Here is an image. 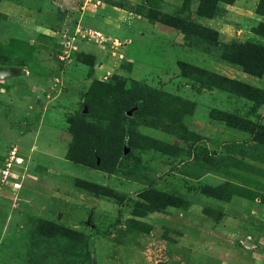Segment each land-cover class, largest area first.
I'll list each match as a JSON object with an SVG mask.
<instances>
[{
  "label": "rangeland",
  "instance_id": "rangeland-1",
  "mask_svg": "<svg viewBox=\"0 0 264 264\" xmlns=\"http://www.w3.org/2000/svg\"><path fill=\"white\" fill-rule=\"evenodd\" d=\"M57 1L0 13V264H264V0H87L131 12L105 34Z\"/></svg>",
  "mask_w": 264,
  "mask_h": 264
},
{
  "label": "crops",
  "instance_id": "crops-1",
  "mask_svg": "<svg viewBox=\"0 0 264 264\" xmlns=\"http://www.w3.org/2000/svg\"><path fill=\"white\" fill-rule=\"evenodd\" d=\"M39 1L43 3V6L39 5ZM47 1H49L48 4ZM53 0H0V13L4 14L5 17L9 18L10 21L13 23H17L19 25L27 26L28 33L24 34H18L19 38H27V37H38L41 35L42 30V24L50 21V10H51V2ZM57 1V0H54ZM60 1V2H59ZM99 4V3H97ZM56 5L61 10V17H62V23H63V31L66 29V27H73V33L77 29L82 30H93L95 32H101L103 34L106 33V27L107 26H117L120 25L122 22L121 18L124 16V13L129 12L125 10L122 6L115 4V3H102V5H94L88 2L87 0H58L56 2ZM56 6V7H57ZM89 10H95L99 11V15L95 18H91L88 22V18L86 14H89L90 16H93V13H91ZM131 13V12H129ZM126 18V17H123ZM75 29V30H74ZM66 31V30H65ZM38 33V34H37ZM10 34V33H9ZM45 35V34H44ZM34 37V39H35ZM264 195V192H263ZM257 199V200H256ZM264 200V197L261 198L257 197L255 200L250 201V205L252 207L253 212H260L264 211V204L262 203ZM220 227H223L221 224ZM259 229H262L264 231V226L255 228L254 231H259ZM212 230L210 227H204L203 232H199L197 236H193L188 238V246H197L202 247L203 249L199 251V249H195V254L203 255L204 261L210 260L208 258H212V243L210 238L212 237L211 234ZM215 232V231H213ZM220 233V235L224 234L226 236L225 230L222 231L218 230L217 233ZM185 235L179 237L178 242H183ZM262 246L264 244V241L262 239ZM254 250H251V252L255 253V248L260 245H255L253 243L250 244ZM220 246V245H219ZM261 247V246H260ZM218 253H222V251H217ZM240 258V257H239ZM241 261L236 262V264H262L258 258H251L249 261L245 262L242 258H240Z\"/></svg>",
  "mask_w": 264,
  "mask_h": 264
},
{
  "label": "built area",
  "instance_id": "built-area-1",
  "mask_svg": "<svg viewBox=\"0 0 264 264\" xmlns=\"http://www.w3.org/2000/svg\"><path fill=\"white\" fill-rule=\"evenodd\" d=\"M15 155H16V148L12 147L9 151V159L10 160L14 159L16 161H20L21 158H18ZM10 164H11L10 162L4 163L2 169L0 170V173L2 174L1 180H2V182H5V183L9 181L10 187L12 189H15V188L19 187L21 183L19 181H17L18 176L16 174H14L13 172H11V173L8 172V169L10 168ZM9 177L12 178V181L8 180Z\"/></svg>",
  "mask_w": 264,
  "mask_h": 264
},
{
  "label": "trees",
  "instance_id": "trees-1",
  "mask_svg": "<svg viewBox=\"0 0 264 264\" xmlns=\"http://www.w3.org/2000/svg\"><path fill=\"white\" fill-rule=\"evenodd\" d=\"M99 168L100 169H102V170H105V171H109L108 169H106L105 167H104V165H102L101 163L99 164ZM110 172V171H109ZM89 264H91V263H89Z\"/></svg>",
  "mask_w": 264,
  "mask_h": 264
},
{
  "label": "water",
  "instance_id": "water-1",
  "mask_svg": "<svg viewBox=\"0 0 264 264\" xmlns=\"http://www.w3.org/2000/svg\"><path fill=\"white\" fill-rule=\"evenodd\" d=\"M127 150L125 149L124 152H126Z\"/></svg>",
  "mask_w": 264,
  "mask_h": 264
}]
</instances>
